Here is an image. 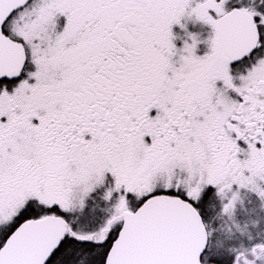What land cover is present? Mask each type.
<instances>
[{
  "label": "snow or ice",
  "instance_id": "6c2138e0",
  "mask_svg": "<svg viewBox=\"0 0 264 264\" xmlns=\"http://www.w3.org/2000/svg\"><path fill=\"white\" fill-rule=\"evenodd\" d=\"M0 264H264V0H0Z\"/></svg>",
  "mask_w": 264,
  "mask_h": 264
},
{
  "label": "flooded vegetation",
  "instance_id": "af4514ba",
  "mask_svg": "<svg viewBox=\"0 0 264 264\" xmlns=\"http://www.w3.org/2000/svg\"><path fill=\"white\" fill-rule=\"evenodd\" d=\"M189 28L191 31H197L198 30V27H195V26H192V25H189Z\"/></svg>",
  "mask_w": 264,
  "mask_h": 264
}]
</instances>
